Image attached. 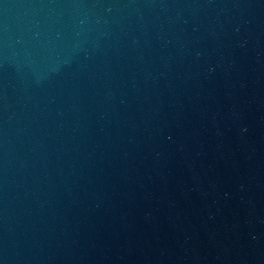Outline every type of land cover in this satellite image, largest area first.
I'll return each mask as SVG.
<instances>
[{
    "label": "water",
    "instance_id": "1",
    "mask_svg": "<svg viewBox=\"0 0 264 264\" xmlns=\"http://www.w3.org/2000/svg\"><path fill=\"white\" fill-rule=\"evenodd\" d=\"M0 264H264V0H0Z\"/></svg>",
    "mask_w": 264,
    "mask_h": 264
}]
</instances>
